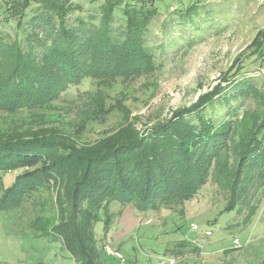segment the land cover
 Here are the masks:
<instances>
[{"label":"trees","instance_id":"1","mask_svg":"<svg viewBox=\"0 0 264 264\" xmlns=\"http://www.w3.org/2000/svg\"><path fill=\"white\" fill-rule=\"evenodd\" d=\"M4 2L5 13L29 31L11 40L0 34V117L46 109L73 85L90 79L95 88L87 93L93 104L86 108L82 125L86 128L120 112L114 103H107L104 88L158 69L143 35L158 12L154 0H104L97 24L83 17L69 21V14L80 9L72 0ZM122 4L124 24L114 27V12ZM195 8L193 2L182 14L190 18ZM252 46L236 64L237 71L226 73L225 81L241 73L246 57L254 56L264 66V31ZM238 79L233 95L225 94L227 84H219L192 110L220 98L228 104L229 98L244 99L256 90L251 79ZM182 114L178 111L175 121L152 128L144 137L130 127L127 132L103 133L92 143H81L75 134L52 127L0 128V210L30 205L34 210L30 227L37 235L60 240L77 264H100L94 224L103 210L107 230L111 202L132 205L140 212L172 208L196 197L212 177L218 189L230 192L222 214L238 204V193L246 191L249 196L264 186V96L260 109L240 114L237 108L229 109L219 124L212 118L195 124L181 119ZM8 172L14 178L5 185L3 176ZM249 206L248 219L257 204Z\"/></svg>","mask_w":264,"mask_h":264},{"label":"rangeland","instance_id":"2","mask_svg":"<svg viewBox=\"0 0 264 264\" xmlns=\"http://www.w3.org/2000/svg\"><path fill=\"white\" fill-rule=\"evenodd\" d=\"M72 1L80 9L69 14V21L83 17L86 21L98 23L99 6L104 0ZM193 2L196 8L189 18L182 13ZM4 5V0H0L1 36L5 40L24 37L29 30L25 25L17 26V19L5 13ZM153 5L158 12L151 18L143 35L145 44L155 55L158 69L151 74L118 80L103 89V94L108 97L107 103H114L120 112L114 111L102 117L101 121L83 128L86 108L93 104L88 101L87 93L95 88L92 80L85 79L73 85L46 109L36 113L1 115L0 128L36 130L52 127L64 134H75L81 143H92L103 133L127 132L130 127L144 137L152 128L175 121L178 111H183L180 118L184 121L187 119L198 124L201 118H212L219 124L229 109L237 108L240 114L244 110L261 108L264 66L260 60L254 56L246 57L240 70L242 74L228 82L224 77L228 72L237 71L238 61L254 48L252 44L264 31V0H154ZM122 6L114 12V27L124 24ZM240 77L251 79L257 85L247 98L232 97L228 104L220 98L192 110L203 94L219 84H227L225 94L230 92L229 96L233 95L236 90L233 86ZM228 158L229 163H233L231 150ZM13 178L14 173L4 174L5 185H9ZM229 194V190L218 189L209 177L190 201L172 208L136 211L140 220L136 228L126 235V244L119 249L110 240L99 239L107 217V213L100 210L99 219L94 224L99 263L159 264L162 258H166L162 254L164 248L173 247L169 252L176 264H264V186L255 188L249 196L246 191L238 193V204L220 214ZM43 195L47 196V192ZM249 200L256 203L257 208L248 219ZM50 203L51 198L48 197L49 207ZM118 207L116 201L109 204L107 211L111 220ZM179 208L184 211L180 212ZM33 211L30 205L18 210H0V264H72L68 254L62 255L64 248L60 240L39 236L30 227ZM194 224L199 231L210 230L211 235L204 234L198 238V231L192 230ZM181 240H185V244L179 246ZM196 244L202 253H195ZM105 246L116 248L125 262L107 256L101 249ZM180 247L184 250H178Z\"/></svg>","mask_w":264,"mask_h":264},{"label":"crops","instance_id":"3","mask_svg":"<svg viewBox=\"0 0 264 264\" xmlns=\"http://www.w3.org/2000/svg\"><path fill=\"white\" fill-rule=\"evenodd\" d=\"M118 206H119L118 209L116 211H114V212H117V214L113 215L114 217L112 220H110L111 222H110V225L108 226V229L105 230L102 227V231L104 230L103 235L101 237H99V239L104 240V238H105V239H107V241L110 240L112 242V244L117 249H119V246L126 244V240H125L126 235L129 234L130 231L132 232L136 228L137 223L140 220L139 215L135 213L137 210L132 205H121L120 203H118ZM197 234H198V238L202 237V235H204V231L198 230ZM180 246H182V245H180ZM195 246L199 247L198 250H194L195 253L200 254L203 252L200 250L199 245L196 244ZM171 248H173V247H171ZM171 248H167V247L164 248V250L162 251V254L164 255L163 257H166V258H162V260L168 261L169 259H174L173 256L169 252V250ZM101 249L103 252H105V254L107 256H112L114 258H117V257L113 256L112 254L108 253L103 247H101ZM178 250H184V249H182L180 247V248H178ZM63 252L64 253L62 255H66V256L69 255L67 252L65 253V249ZM69 258H70V260H72V264H77L76 260L73 257H71L69 255ZM124 262H122V263H124ZM166 264H168V263H166ZM174 264H176V262ZM181 264H183V263H181Z\"/></svg>","mask_w":264,"mask_h":264},{"label":"built area","instance_id":"4","mask_svg":"<svg viewBox=\"0 0 264 264\" xmlns=\"http://www.w3.org/2000/svg\"><path fill=\"white\" fill-rule=\"evenodd\" d=\"M192 230L198 231V226L196 224L192 225ZM204 234L211 235V231L210 230H206V231H204ZM104 249L108 253L112 254L115 257H117L120 261H122V262L125 261V259L122 256V254L116 248H110V247L105 246ZM166 263L173 264L174 263V259H169L168 261H164L163 260V261H160L159 264H166Z\"/></svg>","mask_w":264,"mask_h":264}]
</instances>
